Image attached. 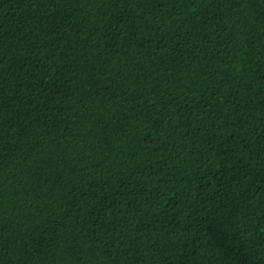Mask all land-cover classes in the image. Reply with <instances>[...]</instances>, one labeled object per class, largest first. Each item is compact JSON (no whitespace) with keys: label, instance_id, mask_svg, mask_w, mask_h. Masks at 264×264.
Masks as SVG:
<instances>
[{"label":"trees","instance_id":"16d2710c","mask_svg":"<svg viewBox=\"0 0 264 264\" xmlns=\"http://www.w3.org/2000/svg\"><path fill=\"white\" fill-rule=\"evenodd\" d=\"M0 264H264V0H0Z\"/></svg>","mask_w":264,"mask_h":264}]
</instances>
